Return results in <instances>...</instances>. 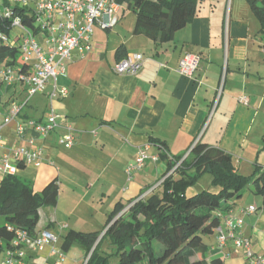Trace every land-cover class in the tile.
Here are the masks:
<instances>
[{
    "label": "crops",
    "instance_id": "obj_1",
    "mask_svg": "<svg viewBox=\"0 0 264 264\" xmlns=\"http://www.w3.org/2000/svg\"><path fill=\"white\" fill-rule=\"evenodd\" d=\"M122 11L114 27L101 26L103 19L95 24L90 49L75 50L58 75L57 88H65L69 94L52 101L58 127L46 138L28 123L46 120L52 84L32 97L17 74L12 84H0L3 114L13 102L24 105L18 117L1 130L0 155L13 160V150L32 141L33 147L42 149V165L26 166L17 176L36 191L53 180L58 185L56 206L39 211L36 227L37 236L48 231L58 241L25 249L24 264H85L81 248L61 252V237L69 230L102 235L116 203L126 206L160 182L166 163L160 159L155 141L164 143L171 157L186 156L198 141L218 148L247 177L256 167L264 168V49L260 25L252 12L240 0H203L189 24L171 41L158 43L133 34L135 19ZM41 47L46 51L48 45ZM187 53L199 57L190 78L178 73L179 61ZM135 54L143 58L135 75L113 71L117 62ZM19 125L25 131L17 139ZM68 126L74 134L70 149L59 144ZM140 149H146L150 159L129 177L125 170ZM209 185L207 181L189 191L195 193ZM232 204L220 218L224 234V219L237 218L241 221L238 232L248 239L254 256H264L262 198L248 189ZM249 206L256 211L245 213ZM204 241L207 261L220 258L224 264H251L244 249L236 248L231 239L221 248L216 232ZM53 248L63 255L62 260L58 254L52 255Z\"/></svg>",
    "mask_w": 264,
    "mask_h": 264
},
{
    "label": "trees",
    "instance_id": "obj_2",
    "mask_svg": "<svg viewBox=\"0 0 264 264\" xmlns=\"http://www.w3.org/2000/svg\"><path fill=\"white\" fill-rule=\"evenodd\" d=\"M116 1L121 8L135 14L133 34L166 43L195 18L203 0ZM245 2L259 22L258 34L264 40V0ZM4 6L11 10L10 18L4 17ZM14 18H18L22 26L37 32L34 7L2 0V34L12 35ZM16 44L0 41V71L11 67L27 75L29 65L18 61L21 51ZM121 51L117 52L119 56ZM154 144L161 150L160 159L166 163L160 182L145 196L139 195L128 201L126 206L116 203L102 235L100 232L69 230L60 239L62 253L79 247L85 252V264H224L220 258L207 261L208 247L204 239L216 231L221 224V215L243 196L247 186L262 198L264 211V168L256 167L252 175L243 176L234 167L229 154L200 141L186 156L173 157L168 155L164 143L155 141ZM18 167L19 170L25 168L22 163ZM204 174L210 176L209 187L191 193L189 190ZM57 200L56 180L36 191L17 174L0 179V217L7 225L6 229H0V251L1 240L6 241V249L13 240L14 233L8 231V227L36 238L39 211L55 207Z\"/></svg>",
    "mask_w": 264,
    "mask_h": 264
},
{
    "label": "built area",
    "instance_id": "obj_3",
    "mask_svg": "<svg viewBox=\"0 0 264 264\" xmlns=\"http://www.w3.org/2000/svg\"><path fill=\"white\" fill-rule=\"evenodd\" d=\"M0 0V4H1ZM14 4L33 5L37 26V32L21 25L18 18L12 21V35L10 37L0 32L1 42H15L21 51V61L29 65L28 74H20L11 67H4L0 71V81L12 84L15 74L19 81L27 84V94L32 97L36 94L44 93L48 84H52V89L48 94L50 107L47 110V117L44 122H30L28 126L42 138H46L58 127L59 116L52 109V101L57 98H64L69 93L67 89H58L56 79L60 73L65 71V65L70 61L75 50H89L90 39L94 32L95 24L101 19L103 27H114L118 21L117 15L121 6L116 0H9ZM4 17L10 18L12 15L8 7H3ZM20 33H14V30ZM48 45L47 50L42 49V45ZM143 65L141 55L135 54L116 63L113 71L118 75H135ZM199 65V57L195 54H185L178 64V73L185 77H192ZM243 102L242 99H239ZM24 105L11 103L6 114L0 111V148L3 144L1 130L10 124L20 114ZM25 127L19 125L16 129V138H21ZM66 135L59 140V144L70 149L74 145L73 129L66 127ZM13 160L6 155H0V179L5 176H13L19 171L18 164L39 168L43 162L42 149L33 147L32 141L27 146L13 150ZM146 149L138 151L135 160L129 164L125 170L131 177L132 173L139 172L144 168L149 160ZM151 160H155L152 158ZM256 211L253 206L247 207L244 212L252 214ZM227 233L224 234L221 225L216 229L217 246L221 248L227 239H231L236 248L244 249L247 259L251 264H264V256H254L250 248L249 241L243 237L238 230L241 228V221L235 217L224 219ZM14 233L10 247L6 249L5 256L0 264H24L26 257L25 249L35 250L50 243L57 242V236L48 231H42L36 238L29 236L24 231L12 230ZM52 255L58 254L62 260L63 256L53 248Z\"/></svg>",
    "mask_w": 264,
    "mask_h": 264
},
{
    "label": "rangeland",
    "instance_id": "obj_4",
    "mask_svg": "<svg viewBox=\"0 0 264 264\" xmlns=\"http://www.w3.org/2000/svg\"><path fill=\"white\" fill-rule=\"evenodd\" d=\"M237 0H235V2H236ZM241 1V3H242V5H244L247 9H249V11H251L250 10V8H249V6H248V4L245 2V0H240ZM31 7L33 8L34 6L33 5H31ZM123 13H125V15H126V17H132L133 19H136V17H135V14L132 12V11H130V10H128V9H126V8H123V11H122ZM256 19V18H255ZM261 42H262V49H264V40H261ZM21 59H22V57L21 56H19L18 57V61L20 62L21 61ZM149 161V160H148ZM147 163V162H146ZM145 163V164H146ZM207 181L209 182L210 181V176L208 175V174H204L199 180H198V182H197V185L196 186H203L204 184L206 185V183H207ZM152 187V186H151ZM150 187V188H151ZM203 188V187H202ZM205 188V187H204ZM250 188V186H247L243 191H244V193H247V191H248V189ZM149 190V188H147L146 190H145V192L144 193H146L147 191ZM48 210V208H46V209H44V212H46ZM6 227H7V225H6V223H5V221H4V219L3 218H1L0 217V229H6ZM1 248H2V251H0V260H2L3 258V255L5 254V251H6V241L5 240H1ZM2 258V259H1Z\"/></svg>",
    "mask_w": 264,
    "mask_h": 264
}]
</instances>
